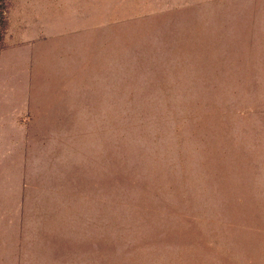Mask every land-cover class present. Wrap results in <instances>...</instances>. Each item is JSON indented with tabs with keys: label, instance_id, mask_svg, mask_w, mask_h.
Masks as SVG:
<instances>
[{
	"label": "rangeland",
	"instance_id": "obj_1",
	"mask_svg": "<svg viewBox=\"0 0 264 264\" xmlns=\"http://www.w3.org/2000/svg\"><path fill=\"white\" fill-rule=\"evenodd\" d=\"M0 264H264V0H0Z\"/></svg>",
	"mask_w": 264,
	"mask_h": 264
}]
</instances>
